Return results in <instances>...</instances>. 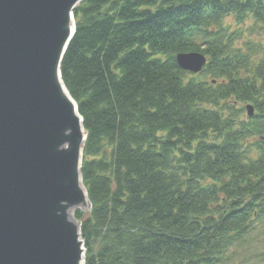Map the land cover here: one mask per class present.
<instances>
[{
  "label": "trees",
  "instance_id": "obj_1",
  "mask_svg": "<svg viewBox=\"0 0 264 264\" xmlns=\"http://www.w3.org/2000/svg\"><path fill=\"white\" fill-rule=\"evenodd\" d=\"M73 16L60 77L86 133L84 264H231L264 221V54L240 38L264 0H83ZM182 52L206 56L200 73Z\"/></svg>",
  "mask_w": 264,
  "mask_h": 264
},
{
  "label": "water",
  "instance_id": "obj_2",
  "mask_svg": "<svg viewBox=\"0 0 264 264\" xmlns=\"http://www.w3.org/2000/svg\"><path fill=\"white\" fill-rule=\"evenodd\" d=\"M78 1L0 0V264H78L84 252L60 204L81 199L85 133L56 83ZM176 63L198 73L206 57L183 52ZM65 130L68 149L59 148Z\"/></svg>",
  "mask_w": 264,
  "mask_h": 264
},
{
  "label": "rangeland",
  "instance_id": "obj_3",
  "mask_svg": "<svg viewBox=\"0 0 264 264\" xmlns=\"http://www.w3.org/2000/svg\"><path fill=\"white\" fill-rule=\"evenodd\" d=\"M81 2H79L73 9H76ZM73 22L75 24V18L73 16ZM225 25H229L231 29L235 27V20L234 17L228 16L224 20ZM254 25V26H252ZM240 38L246 41H250L252 44V47L256 49L255 55L256 57H261L264 54V24H254L250 19L245 20L241 27V35ZM235 44L240 45L241 42L237 41ZM83 146V145H82ZM82 183V182H81ZM79 211L84 215H87L90 211V204L83 205V206H76L73 207L71 210L68 211L67 217L70 218L72 221L73 219L76 222L78 235H79V241L82 243V247L84 248L85 252V245H84V239L81 235V226L78 220L75 218V212ZM251 248L255 251L264 249V221L261 223H257L256 228L252 232V237L250 242L242 249H237L235 256L233 257L232 254V260H230L231 264H245L249 263L252 264L249 260V257H245L249 254Z\"/></svg>",
  "mask_w": 264,
  "mask_h": 264
},
{
  "label": "bare ground",
  "instance_id": "obj_4",
  "mask_svg": "<svg viewBox=\"0 0 264 264\" xmlns=\"http://www.w3.org/2000/svg\"><path fill=\"white\" fill-rule=\"evenodd\" d=\"M81 1H83V0L78 1V3L81 2ZM78 3H76L75 6H76ZM66 28H67V31H68V33H69V35H70V34L73 32V28H74L73 23H72V21H71L70 19H69V21H68V23H67V27H66ZM56 83H57V86H58V88H59V90H60L61 95H62L65 99H67L68 101L71 102L72 107H73V112H74L75 116H76L77 118H79V131H80L81 135L84 134V129L82 128L81 121H80V117H79V114H78V112H77V108L75 107L74 102H73L72 99L69 97V94L67 93V91H66V89H65V87H64V85H63V83L61 82V79H60V77H59V75H58V72L56 73ZM67 135H68V131H67V130L63 131V135H62V137H61V143H60V145H59V148L64 147V148L68 149V148L70 147V146H69V141L67 140ZM81 146H82V140L80 139V141H79L78 144H77V155H78V161H77V165H76V167H75V173H76V174H78V167H79V162H80V149H81ZM76 182H77V187H78V189H79V191H80V193H81V199H80L79 202H77V203H75V204H60V210H61V212H63V213H65L66 209H67V212H68V211L71 210L73 207H76V206H83L84 204H85V205H88V204H89L88 199H87V197H86L85 190H84L82 184L80 183V178H77V179H76ZM71 205H74V206H71ZM78 240H79V237H78ZM80 253H81V256H80V260H79L78 264H82V262H83V261H82L83 254H82V252H80Z\"/></svg>",
  "mask_w": 264,
  "mask_h": 264
}]
</instances>
